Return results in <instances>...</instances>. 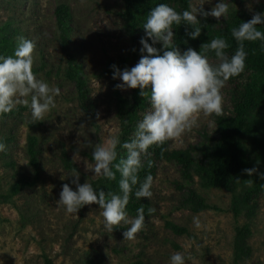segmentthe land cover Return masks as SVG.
I'll list each match as a JSON object with an SVG mask.
<instances>
[{
  "label": "rangeland",
  "instance_id": "obj_1",
  "mask_svg": "<svg viewBox=\"0 0 264 264\" xmlns=\"http://www.w3.org/2000/svg\"><path fill=\"white\" fill-rule=\"evenodd\" d=\"M218 2L211 0L203 7L210 10ZM223 2L229 5V15L239 11L264 13V0ZM199 3L190 0L192 5ZM61 5L68 8L64 32L57 21ZM125 11L123 0H0V36L14 34L7 56L14 53L20 37L32 40L37 78L58 87L61 93L56 97V109L43 121L34 122L30 108L22 104L12 111L19 112V117H0V137L7 145L0 153V193L8 194L21 180H35L8 201H0V264H45L44 257L54 264H85L83 258L88 254L104 264H170V256L177 252L186 255V264H264V191L254 201V215L236 218L230 211V192L203 188L194 177L197 193L220 210L193 213L180 207L183 195L175 182L182 179L177 165L170 162L159 164L153 196L145 198L156 209L155 214L145 219V228L133 240L124 238L128 225L109 232L96 204L85 205L72 215L58 204L63 184L75 190L71 175L78 172L81 184L98 179L88 169L95 165L93 148L122 132L117 99L118 95L127 96L131 89L116 93L115 80L106 69L112 65L121 70L130 68L141 55H148L141 52V40L125 19ZM229 15L219 21L209 16L210 25L215 30L223 28ZM73 69L77 76L71 79L67 72ZM83 84L86 101L79 92ZM222 94L223 112H227L231 101L226 91ZM27 99L30 103L31 97ZM215 118L199 114L198 126L170 140L171 147L194 151L205 140V133L216 136ZM31 137H36L40 150L38 179L29 164ZM67 158L74 168H65ZM196 216L202 224L199 229L193 225ZM166 222L187 232L176 234L166 228ZM245 224L251 230L249 256L235 262V227Z\"/></svg>",
  "mask_w": 264,
  "mask_h": 264
},
{
  "label": "clouds",
  "instance_id": "obj_2",
  "mask_svg": "<svg viewBox=\"0 0 264 264\" xmlns=\"http://www.w3.org/2000/svg\"><path fill=\"white\" fill-rule=\"evenodd\" d=\"M206 2L211 3V0L190 4L182 12L166 3L152 8L142 25L152 43L143 37L140 41L143 46L141 52L146 51L148 55H142L138 63L130 68L121 70L116 65L111 66L114 69L113 79L119 78L121 81L115 87L121 90L138 88L141 96L148 97L150 109L138 122L132 139L123 143L127 154L118 163L117 147L121 145L119 135L93 148L95 165L88 169L93 171L95 177L108 180H115L118 171L121 177L120 194L94 188L89 182L81 184L77 172L71 175L74 177L71 184L76 186L75 190L65 183L59 193L58 204L67 214H77L85 205L96 204L102 209L101 215L109 232L122 224L128 225L124 238L135 239L137 233L145 228V209H137L133 219H129L126 209L133 187L140 184L139 173L144 168L143 158L150 155L149 149L154 145L163 146L191 131L198 126V115L201 113L204 116L223 115L222 89L227 81L245 71V42L260 41L264 44V30L258 27L264 25V13H255L250 20L232 29V36L238 44L232 55L226 51L230 45L224 38L204 44L203 52L191 47L182 52L175 42L174 25L191 26V31L186 28L187 35L196 39L202 31V21L198 16H211L219 21L229 15V5L223 0H219L210 10L204 9ZM156 43L162 47L158 49L153 46ZM34 49L32 40L20 37L12 55L0 54V117L22 104L30 108L33 121L36 122L45 120L56 109V97L61 94L60 89L44 79H38L33 72ZM210 52L214 53L215 63L209 60ZM29 96L30 103L27 99ZM6 150L7 145L0 137V153ZM148 166L151 167V161ZM243 171L249 177L256 173L264 179V173L258 172L256 167ZM254 183L251 178L247 180L249 187ZM152 185L153 177L149 174L135 191V197L150 200L153 196ZM147 211L151 214L156 209L148 208ZM193 225L197 229L202 227L198 216L193 217ZM170 264H186V255L181 252L171 255Z\"/></svg>",
  "mask_w": 264,
  "mask_h": 264
},
{
  "label": "trees",
  "instance_id": "obj_3",
  "mask_svg": "<svg viewBox=\"0 0 264 264\" xmlns=\"http://www.w3.org/2000/svg\"><path fill=\"white\" fill-rule=\"evenodd\" d=\"M126 11L125 19L131 24L134 31L138 33L139 40L145 38L151 44V38H148L143 28V23L150 13V10L160 3H166L172 6L176 11L182 12L187 10L190 0H123ZM261 9V8H260ZM264 10V6H262ZM68 16V8L61 5L57 9V21L60 25L61 32H64V22ZM252 14L245 11L233 12L229 15L227 23L220 29H213L210 25L212 19L208 16L202 17L201 35L192 39L187 35L186 28L191 31V26L181 24L174 25L175 42L183 52L191 47L197 51L203 52V45L210 43L213 39L224 38L230 47L226 49L229 55H232L238 44L232 36V29L237 28L241 23L252 18ZM264 30V25L258 26ZM212 30L214 33H208ZM14 34H8L5 38L0 36V51L7 56L11 51L10 44L14 43ZM186 41V42H185ZM142 46V44H141ZM160 49L162 45L156 43L153 45ZM245 50L247 52L246 68L238 77H233L226 82L222 93L226 91L230 103V108L223 115L215 118L216 136L204 134L205 140L200 146L193 148L198 153V157L192 151V148L174 149L170 145V141L163 146H152L149 149L150 155L144 157V168L140 171V184L143 183L145 177L149 174L155 178L159 164L162 162H170L178 167L182 181L175 182L177 188L181 190L183 199L181 208L192 211L193 213H201L208 209L220 210L215 206L208 204L203 196L194 189V177L199 179V184L203 188H219L230 192L231 205L230 211L234 217L244 216L251 217L255 213V199L264 191V179L254 173L251 177L243 170L256 167L258 172L264 173V44L260 41L245 42ZM145 52V51H144ZM162 54V52H161ZM210 62L215 63L214 53H208ZM142 56V55H141ZM35 73V70L33 69ZM114 69L109 66L106 73L113 76ZM68 76L73 79L77 76L75 69L67 72ZM117 85L119 78L114 79ZM119 89L116 88V93ZM79 92L86 101V85L79 86ZM150 95V90H149ZM128 96V97H127ZM126 95H118L119 116L122 123V132L120 134L121 145L117 147V161L126 157V149L123 143L130 141L135 132L136 126L142 120L145 110L150 106L148 97L141 96L140 90L131 89ZM130 97V98H129ZM22 109H24L22 107ZM6 116L19 117L20 113L13 112L5 114ZM36 137H31L28 143L29 164L35 172V179H38L40 172L39 153L37 148ZM151 161V167L148 162ZM65 168L72 169L74 165L72 160L67 158L64 160ZM113 171H116L113 168ZM120 173L116 172L115 180L98 178L91 182L94 188L102 189L106 192L120 194L119 180ZM251 178L254 184L247 186V180ZM35 180L19 181L13 186L8 194L0 193V201H8L12 195L18 193L19 189L26 185H33ZM140 184L133 187V193L127 205V213L132 217H136L137 209L143 207L145 209V219L155 214L148 213L151 208L150 203L145 199L140 200L135 197V191ZM166 228L176 234H185L187 230L181 228L174 223L166 222ZM120 229V228H119ZM251 235V230L247 224L235 227V235L233 239V255L235 262H239L243 257L249 256V248L247 239ZM90 254L84 259L85 264H104L92 258ZM45 264H54L49 257L43 258Z\"/></svg>",
  "mask_w": 264,
  "mask_h": 264
}]
</instances>
